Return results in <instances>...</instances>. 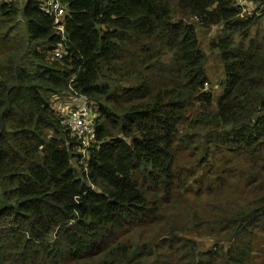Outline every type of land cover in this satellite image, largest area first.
Segmentation results:
<instances>
[{
  "label": "trees",
  "instance_id": "obj_1",
  "mask_svg": "<svg viewBox=\"0 0 264 264\" xmlns=\"http://www.w3.org/2000/svg\"><path fill=\"white\" fill-rule=\"evenodd\" d=\"M244 1L59 0L62 42L41 0H0V264H264V0ZM65 96L93 104L85 153Z\"/></svg>",
  "mask_w": 264,
  "mask_h": 264
},
{
  "label": "rangeland",
  "instance_id": "obj_2",
  "mask_svg": "<svg viewBox=\"0 0 264 264\" xmlns=\"http://www.w3.org/2000/svg\"><path fill=\"white\" fill-rule=\"evenodd\" d=\"M6 1L8 3L20 4L22 3L23 0H6ZM239 1L240 3L244 5L246 11L249 12V9L252 7V5L249 3H246L247 1H244V0H239ZM20 8H22V6H20ZM22 22L17 24L15 28L14 34L17 36H21L24 33V22L23 23ZM215 31L216 30H214L212 33H214ZM203 40L205 43L204 49L207 53V60L205 63L206 78H207V83H209V84L205 83V90L208 92H212L215 98H217L219 95L223 93L222 89H223V84L226 80V74L224 72L223 64L218 54H214L208 48V44H209L208 37H205ZM71 99H72L71 97L67 96L65 99L61 101V106H62L61 110L57 108V103H56L57 101H54L55 111L62 113L63 115L71 111L73 108L72 107L73 103ZM218 160H219V165L221 166L223 170L225 169L228 170L230 168H233L234 166H239V162H240L239 158H233L228 154L225 155L224 157L219 158ZM231 198L232 197H227V200L230 201ZM173 202H177V203L189 202V203L194 204L197 207V209H200L199 198L195 195V193H190L188 196H184L183 194L182 196L173 199ZM166 208H169V207H166L165 205H163V207L158 206L157 213L158 215H162L163 220H166L167 222L171 224H173L174 221H177L179 224L184 225V221H186V218H182L180 215V212L167 211ZM212 214H208L207 216H210ZM156 227L157 228L155 229L146 230V233L148 234L149 238H155L162 233L161 226H156ZM199 244H200L201 249L203 248L207 249L211 245V242L208 241V239H202V240H199ZM156 256L158 257V253Z\"/></svg>",
  "mask_w": 264,
  "mask_h": 264
},
{
  "label": "built area",
  "instance_id": "obj_3",
  "mask_svg": "<svg viewBox=\"0 0 264 264\" xmlns=\"http://www.w3.org/2000/svg\"><path fill=\"white\" fill-rule=\"evenodd\" d=\"M41 4L42 11L53 17L55 29L62 42H65L66 8L61 5L59 0H41ZM66 55V49L63 45L52 54L57 59H63ZM65 98L63 97V99ZM72 103V110L65 114L66 125L71 130L72 135L82 141L83 153H85L86 149L91 147L96 140L95 119L91 116L93 104L84 97L73 98Z\"/></svg>",
  "mask_w": 264,
  "mask_h": 264
}]
</instances>
